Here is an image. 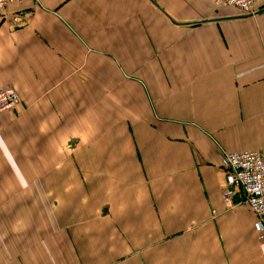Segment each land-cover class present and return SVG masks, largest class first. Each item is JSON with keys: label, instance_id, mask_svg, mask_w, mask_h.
Here are the masks:
<instances>
[{"label": "crops", "instance_id": "0c3cea01", "mask_svg": "<svg viewBox=\"0 0 264 264\" xmlns=\"http://www.w3.org/2000/svg\"><path fill=\"white\" fill-rule=\"evenodd\" d=\"M39 0L0 10V264H264L222 202L264 152V0ZM238 195L235 200H238Z\"/></svg>", "mask_w": 264, "mask_h": 264}, {"label": "built area", "instance_id": "2783aa9c", "mask_svg": "<svg viewBox=\"0 0 264 264\" xmlns=\"http://www.w3.org/2000/svg\"><path fill=\"white\" fill-rule=\"evenodd\" d=\"M217 7H235L251 13L253 0H213ZM32 3L39 0H0V10L9 5ZM17 93L7 85L0 86V115L14 110L19 105ZM224 171V187L221 199L228 208L243 206L254 216V228L260 239L264 238V152L244 151L225 153L221 158ZM238 200H235L236 196Z\"/></svg>", "mask_w": 264, "mask_h": 264}, {"label": "rangeland", "instance_id": "374dc122", "mask_svg": "<svg viewBox=\"0 0 264 264\" xmlns=\"http://www.w3.org/2000/svg\"><path fill=\"white\" fill-rule=\"evenodd\" d=\"M254 1V0H253ZM253 5V4H252ZM252 11H253V9H251ZM245 13V12H244ZM246 14H249V12H246ZM251 14H252V12H251Z\"/></svg>", "mask_w": 264, "mask_h": 264}]
</instances>
